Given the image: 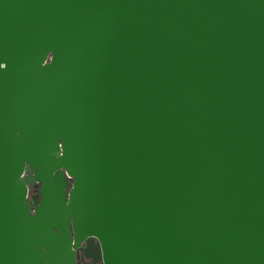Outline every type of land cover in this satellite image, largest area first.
I'll use <instances>...</instances> for the list:
<instances>
[{
    "label": "water",
    "instance_id": "obj_1",
    "mask_svg": "<svg viewBox=\"0 0 264 264\" xmlns=\"http://www.w3.org/2000/svg\"><path fill=\"white\" fill-rule=\"evenodd\" d=\"M82 244L264 264V0H0V264Z\"/></svg>",
    "mask_w": 264,
    "mask_h": 264
},
{
    "label": "flooded vegetation",
    "instance_id": "obj_2",
    "mask_svg": "<svg viewBox=\"0 0 264 264\" xmlns=\"http://www.w3.org/2000/svg\"><path fill=\"white\" fill-rule=\"evenodd\" d=\"M29 188L30 196H34L38 194V186L31 185ZM84 245L82 244L80 248L75 250V264H92L90 259H87L82 249Z\"/></svg>",
    "mask_w": 264,
    "mask_h": 264
}]
</instances>
